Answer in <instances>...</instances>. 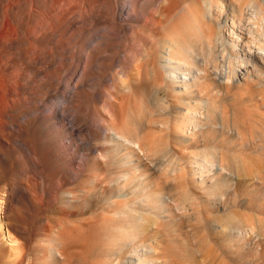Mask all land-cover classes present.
Masks as SVG:
<instances>
[{"label": "rangeland", "instance_id": "1", "mask_svg": "<svg viewBox=\"0 0 264 264\" xmlns=\"http://www.w3.org/2000/svg\"><path fill=\"white\" fill-rule=\"evenodd\" d=\"M0 1L1 26L15 30L0 49V106L12 86L30 114L0 137V264H264V80L224 83V60L191 68L187 46H164L189 41L202 56L215 0H135L131 16L128 0H89L80 28L52 0ZM28 8L31 26L42 22L29 33ZM231 17L227 6L215 28L228 55ZM247 17L264 47V20Z\"/></svg>", "mask_w": 264, "mask_h": 264}, {"label": "bare ground", "instance_id": "2", "mask_svg": "<svg viewBox=\"0 0 264 264\" xmlns=\"http://www.w3.org/2000/svg\"><path fill=\"white\" fill-rule=\"evenodd\" d=\"M98 1L100 0H94V3ZM226 1L228 3L224 2V0L212 1L210 7L208 8V11L206 13L207 14L206 20H208L209 22V26H208L209 37L205 44L206 46L204 44L202 46V49L204 51V54L202 56H200V54L197 52L195 44L192 45V43L189 41L178 43V41L176 42V41L167 39L164 46L165 48L169 49L170 53L176 51L177 49H182L181 46L182 47L187 46L188 50L191 52L194 58V60L187 59V63H189V66L191 68H197V60L199 59L198 63L201 66L203 65V67L206 66V68L207 67L211 68L212 71H213V68L217 67L216 70L218 71V63L224 60V63L226 64L222 62L223 67H221V68H224V65H225V69L223 70L224 71L223 75H222V72H220V75H221L220 78H223L224 83L233 82L234 80L239 79V78L241 79L242 77L246 75H248V77L252 79L263 81L264 80V70H263L264 69V47L260 45L258 46L254 43L255 40H252V36L250 34L251 31L249 30L250 31L249 32L247 31L246 28L241 26L242 24L241 21H243V24H244V20L246 19L247 16L249 17L251 16V18H254L253 17L254 15L255 17L256 15L259 17V18L256 17L258 18V20L259 19L264 20L263 19L264 17L261 16L264 12V9L261 4L250 6L249 8H245L243 6V2L241 1H239L241 2L240 4H236L234 0H226ZM6 2H7L6 4H8L7 0ZM82 2H83V5L84 3H86V4H89L90 6L92 3L89 0H52L53 7L57 8L59 11L65 14L68 18H70L71 16H74V19L71 22V26L73 28L84 27L85 25L88 24V21H87L89 17L88 13L90 12L92 8H90L89 10H84V8L81 6ZM33 3L44 5L46 3V0H24V4L27 7H29V5ZM134 4H135V0H128V4H127L128 16L132 15V12L134 11ZM227 6H229L232 10L231 24L233 27L232 31L234 33L232 34L235 35L234 38H232V40H229V45L232 46V49L234 51L232 54H230L231 53L230 52L229 55L227 52H225L226 50L225 47L224 49L220 48L223 45V44L221 45V43L226 40L225 32H217V30L215 29L216 24L221 25L222 20H225V8ZM78 7L79 8L81 7V9H83L81 11L84 12L83 15H80L79 19L75 17V14H74L75 8H78ZM162 12L163 13L166 12V8H163ZM2 13L4 14V9ZM23 13L25 14L24 18L27 19V20H23V23L26 26V30L28 31V33L39 29L42 23L41 21L35 27L31 26L30 24V21H32L31 19L33 17L32 8L30 9L28 8V10H24ZM5 18H6V14H5ZM226 23L228 22L226 21ZM1 24H2V21L0 19V49L5 45V43L9 39V34L10 35L15 34V30L13 33H10L9 31H7L6 24H4V27L1 26ZM42 33H44V31H42ZM226 43L227 42L225 41V44ZM187 47H184V48H187ZM29 49L33 54H37L43 50H47L49 53H51L49 50V44L44 46L43 48L40 46L32 45L30 46ZM206 68L203 69L205 72L208 69ZM221 68L219 69V71H222ZM0 73H1V60H0ZM214 73H217V72H214ZM22 75H23V72H22L21 67L19 65H15L9 76L14 79H20ZM24 92L25 91H23L22 89H19V88L16 89L12 86L11 87L8 86L4 89V93L7 95H11L12 98L10 97L11 98L10 102L7 104H5V102L3 101L2 103L3 106L2 107L0 106V110H1L0 112L3 114L4 118L6 116H10L14 123L11 125L7 122L6 119L4 118L0 119V137L1 138L5 136V133H7L9 129H13L14 127L19 130L21 128V125L19 124V122H17V118H22L23 120H25L29 117L30 114H27L21 109V103L23 100L26 99V97L24 96ZM64 98H65V94L63 93L61 96V99H64ZM59 103L60 102L55 103L54 105L53 114L55 113V115H57L56 113L59 109L58 108ZM64 118L68 119L66 116ZM113 131L115 132L117 137H120V139L121 138L126 139V137L120 131H118V129H113ZM20 141L31 152L32 148L29 145V141L23 140V139H21ZM3 211L4 213H6L3 198H0V213L1 212L3 213ZM4 224H5L4 219L0 217V237H2L3 235L1 233H2V227ZM7 230H8V235L11 239V242H10V245L8 246L9 249H7L5 254H6L7 260L11 261L13 258H15L18 255L19 247L17 245L18 241L16 242L15 240L16 239V236L14 235L15 233H13V231L9 228ZM152 248L155 252H158V249L156 246H152Z\"/></svg>", "mask_w": 264, "mask_h": 264}]
</instances>
